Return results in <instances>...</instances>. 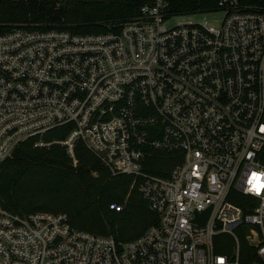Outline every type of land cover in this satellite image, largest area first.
Returning a JSON list of instances; mask_svg holds the SVG:
<instances>
[{
	"label": "built area",
	"instance_id": "obj_1",
	"mask_svg": "<svg viewBox=\"0 0 264 264\" xmlns=\"http://www.w3.org/2000/svg\"><path fill=\"white\" fill-rule=\"evenodd\" d=\"M169 3L104 32L21 22L0 33V167L32 137L76 164L81 141L132 176L157 216L121 242L65 212L0 205V264H264V187L249 183L264 185V0L197 11H222L219 25H169L181 14ZM61 126L64 138H44ZM159 151L173 153L167 175L146 170Z\"/></svg>",
	"mask_w": 264,
	"mask_h": 264
},
{
	"label": "trees",
	"instance_id": "obj_2",
	"mask_svg": "<svg viewBox=\"0 0 264 264\" xmlns=\"http://www.w3.org/2000/svg\"><path fill=\"white\" fill-rule=\"evenodd\" d=\"M153 0H0V33L17 23L82 33L107 31L115 21L139 14ZM175 13H195L216 6V0H169ZM67 126L56 127L45 139H62ZM36 137L20 143L0 167V205L18 214L65 212L73 226L125 242L139 237L157 216L148 207L133 177L112 175L83 142L76 148L77 163L59 143L34 145ZM173 153L155 152L146 170L167 175ZM125 204L122 210L110 204ZM223 250V249H218Z\"/></svg>",
	"mask_w": 264,
	"mask_h": 264
},
{
	"label": "rangeland",
	"instance_id": "obj_3",
	"mask_svg": "<svg viewBox=\"0 0 264 264\" xmlns=\"http://www.w3.org/2000/svg\"><path fill=\"white\" fill-rule=\"evenodd\" d=\"M222 14L223 12L220 10L213 11L211 13L210 12L181 13L173 17V19L168 24L172 25L182 21L202 22L207 20L211 23L219 25V20L222 17Z\"/></svg>",
	"mask_w": 264,
	"mask_h": 264
},
{
	"label": "water",
	"instance_id": "obj_4",
	"mask_svg": "<svg viewBox=\"0 0 264 264\" xmlns=\"http://www.w3.org/2000/svg\"><path fill=\"white\" fill-rule=\"evenodd\" d=\"M211 209H212V207H210L209 209H207L204 212H197V220H199L202 223H204L206 221V219L208 218Z\"/></svg>",
	"mask_w": 264,
	"mask_h": 264
},
{
	"label": "snow or ice",
	"instance_id": "obj_5",
	"mask_svg": "<svg viewBox=\"0 0 264 264\" xmlns=\"http://www.w3.org/2000/svg\"><path fill=\"white\" fill-rule=\"evenodd\" d=\"M259 178L254 175L253 180L249 181L250 184H253V188L257 191L260 190V188L264 187V185H259L258 183Z\"/></svg>",
	"mask_w": 264,
	"mask_h": 264
}]
</instances>
